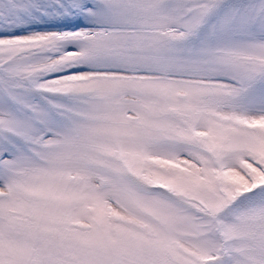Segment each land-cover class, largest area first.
I'll return each mask as SVG.
<instances>
[{
  "label": "snow or ice",
  "instance_id": "snow-or-ice-1",
  "mask_svg": "<svg viewBox=\"0 0 264 264\" xmlns=\"http://www.w3.org/2000/svg\"><path fill=\"white\" fill-rule=\"evenodd\" d=\"M0 264H264V0H0Z\"/></svg>",
  "mask_w": 264,
  "mask_h": 264
}]
</instances>
